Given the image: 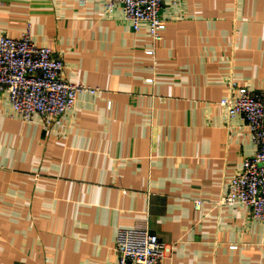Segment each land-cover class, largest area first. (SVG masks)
Listing matches in <instances>:
<instances>
[{"label":"crops","instance_id":"crops-1","mask_svg":"<svg viewBox=\"0 0 264 264\" xmlns=\"http://www.w3.org/2000/svg\"><path fill=\"white\" fill-rule=\"evenodd\" d=\"M161 16L149 55L145 27L103 0H0V35L28 30L66 81L97 88L48 127L0 90V264H115L118 230L141 220L164 264H264V223L218 204L255 151L219 101L264 90V0H178Z\"/></svg>","mask_w":264,"mask_h":264},{"label":"built area","instance_id":"built-area-1","mask_svg":"<svg viewBox=\"0 0 264 264\" xmlns=\"http://www.w3.org/2000/svg\"><path fill=\"white\" fill-rule=\"evenodd\" d=\"M178 0H103L106 12L119 7L132 32L145 27L150 38L147 54L153 55L163 40L166 20L161 16L164 4ZM84 4V0H80ZM63 60L50 48L35 45L25 30L18 38L0 35V90L7 92L14 115L31 123L34 115L45 126L71 110L80 92L91 94L97 88L74 84L62 77ZM151 79H148L150 81ZM219 104L229 118L237 117L247 130L254 154L243 160L218 201L219 205H241L251 219L264 223V90L237 86ZM195 201V209L199 208ZM234 249V247H231ZM115 264H164L170 248L152 234L145 220L129 229H120L115 240Z\"/></svg>","mask_w":264,"mask_h":264}]
</instances>
